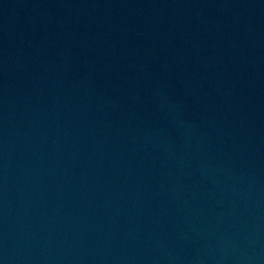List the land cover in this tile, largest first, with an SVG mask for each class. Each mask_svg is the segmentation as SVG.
I'll return each mask as SVG.
<instances>
[{"label":"water","instance_id":"water-1","mask_svg":"<svg viewBox=\"0 0 264 264\" xmlns=\"http://www.w3.org/2000/svg\"><path fill=\"white\" fill-rule=\"evenodd\" d=\"M0 264H264V0H0Z\"/></svg>","mask_w":264,"mask_h":264}]
</instances>
